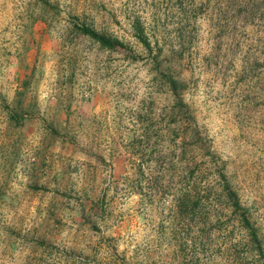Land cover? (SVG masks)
I'll list each match as a JSON object with an SVG mask.
<instances>
[{"label": "rangeland", "instance_id": "rangeland-1", "mask_svg": "<svg viewBox=\"0 0 264 264\" xmlns=\"http://www.w3.org/2000/svg\"><path fill=\"white\" fill-rule=\"evenodd\" d=\"M255 1L0 0V264H264ZM221 166L260 246L210 208Z\"/></svg>", "mask_w": 264, "mask_h": 264}, {"label": "trees", "instance_id": "trees-1", "mask_svg": "<svg viewBox=\"0 0 264 264\" xmlns=\"http://www.w3.org/2000/svg\"><path fill=\"white\" fill-rule=\"evenodd\" d=\"M220 1V0H218ZM222 1H227L229 4H232L233 2H238L240 0H222ZM202 2H205V0H202ZM264 3V0H258L257 2L252 5L253 9H255V5L257 4H262ZM256 10V9H255ZM261 10V9H260ZM133 27L135 30V36L137 37L138 41L146 48L148 51H152V44L149 38V35L146 31V26L144 23L140 20L137 19L133 23ZM81 32L84 35L89 36L93 40L97 41L101 46L103 47H109V48H114L116 46H121L125 47V43L119 40L118 38L111 37L110 35L106 33H101L99 32L96 28L90 25H83L80 28ZM160 68V67H158ZM165 79L167 80V84L170 86L172 92L175 95L176 98V104L178 107H180L182 110L185 111L187 120L191 122L193 120V115L189 109V106L184 103L182 96L180 95V91L183 89V86L185 84V81L178 79L176 76L169 74V73H163ZM186 108V109H185ZM190 126H192V123H189ZM198 134L199 138L200 133L199 131H194L193 132V137ZM212 154V153H209ZM214 156V155H213ZM218 163V162H215ZM217 176H218V181L220 182L221 185V194H218L212 198H209V203H210V208L213 209L217 205H214L217 200L225 199L226 204L231 208V213H234L235 215H238V218L241 222V225L247 230L248 235L251 237V239H254L260 246L259 239H258V234L256 231V228L254 224L251 221L250 216L248 215V210L242 205L240 198L238 196V193L233 189L232 185L230 184V181L225 173L224 167H217ZM192 197L189 198V201L184 200L182 204H180V207L185 206L187 202L192 203ZM222 201V200H221ZM220 201V202H221ZM219 204V203H218ZM217 210V209H216ZM215 210V211H216ZM214 211V212H215ZM212 211L210 210L209 213ZM207 212V215L209 214Z\"/></svg>", "mask_w": 264, "mask_h": 264}]
</instances>
